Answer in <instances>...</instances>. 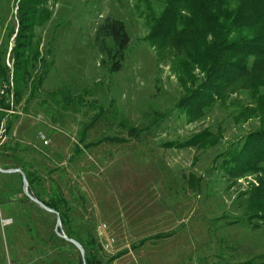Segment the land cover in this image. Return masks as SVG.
<instances>
[{"label":"rangeland","instance_id":"rangeland-1","mask_svg":"<svg viewBox=\"0 0 264 264\" xmlns=\"http://www.w3.org/2000/svg\"><path fill=\"white\" fill-rule=\"evenodd\" d=\"M18 1L0 0V53L9 66ZM47 4L50 16L34 24L28 51L29 56L39 51L29 64L39 87L32 95L26 90L16 104L10 131L5 125L11 110L0 118V161L7 150L3 145L17 139L26 159L41 168L44 185L46 168L54 169L50 179L77 204L72 227H90L97 237L100 262L95 264L263 260L264 219L248 222L246 216L258 173L231 175L218 156L241 133L260 125L258 116H240L239 125L233 119L240 105L252 101L249 95L232 92L194 118L178 111L175 103L184 88L173 70L177 46H161L149 37L161 0ZM107 16L123 20L130 36L119 70L109 68L94 40L97 24ZM153 109L164 114L155 125L150 124ZM128 125L139 130L136 137H129ZM204 128L212 129L205 146L162 144ZM82 135L86 143L104 135L127 140L86 147ZM25 196L18 173L0 172V264H79V251L53 238L55 214Z\"/></svg>","mask_w":264,"mask_h":264},{"label":"trees","instance_id":"trees-1","mask_svg":"<svg viewBox=\"0 0 264 264\" xmlns=\"http://www.w3.org/2000/svg\"><path fill=\"white\" fill-rule=\"evenodd\" d=\"M161 1L163 9L153 19L149 37H157L161 46L169 43L177 46L174 50L177 60L173 64V70L184 88L183 95L175 103L178 111L194 118L204 112L205 107L210 108L216 101H224L229 94L237 91H245L254 103L240 105L241 112L233 113V119L237 123L240 116L245 119L258 116L260 125L241 133L218 156H222L220 164L231 175L258 173V184H252L248 191L249 211L246 216L248 222L254 217L264 219V0ZM47 3L48 0L18 1V27L9 55L11 66L5 61L3 52L0 53V118L8 112L6 110H11L6 116L7 132L10 131L15 116L17 117L13 110L23 94L29 90L32 95L37 86L39 87V83L33 79L35 75L29 69L31 58H37L39 51L35 48L32 56H29L28 51L33 46L34 24L50 16L51 9ZM94 40L106 54L109 68L119 70L123 53L130 43L123 20L105 17L97 24ZM35 65L32 64L33 68ZM38 72L36 76L41 77L44 70ZM63 97L71 98L70 95ZM22 109L25 110V107ZM152 112L150 124L155 125L164 114L156 112L155 109ZM211 130L204 128L180 139L165 140L162 144L167 147L195 144L205 146V136H210ZM138 132L135 126H127L130 138L136 137ZM79 140L88 147L103 141H126L127 138L104 135L99 140L86 143L82 135ZM5 146L7 150L0 165L20 167L26 175L32 194L58 211L64 232L82 244L85 264L99 263L100 259L95 254L99 247L97 237L89 226L87 230L72 227L73 212L77 204L73 206L60 184L55 179H50L54 169L46 168L45 178L49 183L44 185L41 168L26 159L25 145L13 139V142L5 143L3 147ZM77 150H81L78 145L75 147V151ZM4 173H18L21 178L19 172ZM76 199L78 198L75 197ZM31 202L38 209L55 214L34 201ZM53 227L55 241L66 242L76 248L70 241L58 235L55 226ZM79 264H82V258ZM234 264H264V259H247Z\"/></svg>","mask_w":264,"mask_h":264},{"label":"water","instance_id":"water-1","mask_svg":"<svg viewBox=\"0 0 264 264\" xmlns=\"http://www.w3.org/2000/svg\"><path fill=\"white\" fill-rule=\"evenodd\" d=\"M0 172H19L21 175V180H22V187L23 191L26 196H28L32 201L40 205L42 208L46 209L47 211L54 212L55 213V230L57 231V234L60 235L62 238L70 241L79 251L81 258H82V264H85V258H84V247L82 244L75 238L69 237L63 230L62 228V223H61V218L58 213V211L54 210L53 208L49 207L46 205L43 201H41L39 198H37L35 195H33L29 191V185H28V180L26 178L25 173L20 167H2L0 165Z\"/></svg>","mask_w":264,"mask_h":264},{"label":"built area","instance_id":"built-area-1","mask_svg":"<svg viewBox=\"0 0 264 264\" xmlns=\"http://www.w3.org/2000/svg\"><path fill=\"white\" fill-rule=\"evenodd\" d=\"M40 136H41V138L43 139L42 141H43L44 143H47V142H48V139L45 138V135H44L43 133L40 132Z\"/></svg>","mask_w":264,"mask_h":264}]
</instances>
